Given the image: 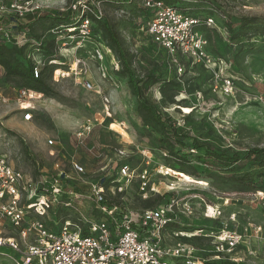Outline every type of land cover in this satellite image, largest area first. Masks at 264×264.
<instances>
[{"label":"rangeland","instance_id":"374dc122","mask_svg":"<svg viewBox=\"0 0 264 264\" xmlns=\"http://www.w3.org/2000/svg\"><path fill=\"white\" fill-rule=\"evenodd\" d=\"M13 1L0 0V38L21 44L23 34L13 17ZM74 1L24 0V5L67 9ZM143 1H116L111 5L100 2V7L103 18L117 29L124 46L135 54L133 72L143 79L146 96L164 117L190 135L187 141L196 138L221 151L238 152L239 160L231 165L214 158H207V163L193 160L187 169L197 173L194 175L170 168L169 163L176 164L178 159L162 151L157 134L144 126L128 78L124 73L117 74L110 56L104 62L114 76L113 83L98 73L96 63L89 61L94 89L87 90L81 82L84 78L72 73L56 81L53 72L49 78L55 90L53 96L36 93L34 97L21 98L19 81L7 80L0 66V156H6L35 183H42L59 171L75 178L78 195H71L73 207L61 203L52 206L53 211L48 210L42 217L50 225L65 218L77 220L80 214L89 219L104 217L90 197V183L104 176L117 177L121 162L129 163L137 172L147 169L156 189L148 198L140 194L139 178H135L123 186L122 192L106 190L107 199L137 212L157 206L166 201L167 196L161 198L162 195L172 193L168 198L179 201L176 219L182 224L180 229L197 231L193 240L198 255L211 260L218 233L242 231L249 223L262 224L264 228V199L249 185L250 181L264 185V168H259L254 159L243 157L250 148L264 147V0H170L190 14L214 18L211 26L199 25L197 33L208 41L209 53L221 59L222 66L236 79L237 87L229 94L213 89L214 77L200 62L183 57L185 69L178 73L168 52L147 34L145 21L150 9ZM3 15H10V20H3ZM51 22L38 18L33 24L34 32L43 33ZM60 29H51L50 33L57 35L55 57L62 70H69L76 57H90L93 46L102 41L91 39L78 50L74 43L63 47V42L71 39L68 31ZM32 53L41 68L50 65L49 54H40L37 49ZM152 71L171 82L161 89L162 83L154 84L148 79ZM105 96L111 101L110 115L105 110ZM26 111L32 113L29 120L25 119ZM88 127H92L90 131ZM79 131L87 132L80 138ZM50 139L54 144L49 143ZM176 147L186 152L182 145ZM72 159L84 165V174L72 171ZM38 189L44 192L39 186ZM185 203L190 205V213L186 209L183 212ZM209 209H213L212 213ZM2 230L4 235L18 236L9 219L3 220ZM263 243L264 229L259 237L244 238L234 254L242 258V264H264ZM0 264L15 263L11 256L0 255Z\"/></svg>","mask_w":264,"mask_h":264},{"label":"built area","instance_id":"2783aa9c","mask_svg":"<svg viewBox=\"0 0 264 264\" xmlns=\"http://www.w3.org/2000/svg\"><path fill=\"white\" fill-rule=\"evenodd\" d=\"M100 2L102 1L75 0L71 3L69 8L78 17L73 24L61 29L68 31L71 39L63 42V47L74 43L78 50L84 48L85 42L91 39L100 40L93 34L92 29L94 21L104 16ZM24 4V0H14L12 11L22 17L40 8H29ZM143 4L150 9L145 21L147 34L159 48L168 52L178 73L185 69L181 58L187 57L194 63H202L210 70L214 77L215 91L219 89L227 94L234 91L237 87L236 79L226 71L227 67L222 66L221 59L209 53L208 41L197 33V27L202 23L208 26L215 23L212 16L190 14L164 0H144ZM22 41L26 42L25 35H22ZM33 43L36 41L33 40ZM109 56L115 70L119 71L121 66L118 57L106 43L98 41L91 49L90 57H76L69 70L55 69L53 78L58 81L60 77L72 73L78 78H84L81 81L84 87L92 90L96 84L91 79V61L96 63L98 73L113 83L114 76L104 62ZM41 69L39 61H36V77ZM36 93L38 92L31 89H20L21 98L34 97ZM110 102V98L105 96V110L109 115ZM31 118L32 113L26 111L25 119ZM88 128L87 131H90L92 127ZM87 131H79L78 137L81 138ZM49 143L54 144V140L50 139ZM117 167L118 176L108 186L102 184L101 179L90 183V197L95 202L96 210L104 217L89 219L80 214L77 220L65 218L57 223L51 221L50 225L42 217L48 210L53 211L52 206L61 203L65 207H73L71 195H78L75 192V178L59 171L43 179L42 183H35L22 169L13 166L6 156H0V255L11 256L15 264H206L209 259L198 255V248L193 240L197 231L180 229L182 224L176 219L178 199L169 198L155 207L137 212L123 209L107 199L106 190L114 188V192H122L123 186L132 183L135 178H139V189L143 198H148L151 192L156 191L147 169L137 172L126 162H121ZM71 168L80 175L86 172L84 165L75 159L71 160ZM35 184L44 192L41 193L38 186L34 189ZM258 193V197L264 199V192ZM25 194L28 195L27 203L23 202ZM183 206V212H191L188 203ZM4 219L10 220L17 230V237L4 235ZM263 229L262 224L249 223L242 231L223 230L215 236V253L211 260L230 259L240 262L242 258L234 254V249L246 237L261 236ZM13 252L18 256L13 255Z\"/></svg>","mask_w":264,"mask_h":264},{"label":"trees","instance_id":"16d2710c","mask_svg":"<svg viewBox=\"0 0 264 264\" xmlns=\"http://www.w3.org/2000/svg\"><path fill=\"white\" fill-rule=\"evenodd\" d=\"M103 3L107 2H123L124 0H100ZM166 3H171L170 0H164ZM175 5V4H174ZM150 13V12H149ZM149 15V14H148ZM10 15H3L2 19L7 18L10 20ZM15 20H17V27L21 30V34L25 35L26 42L19 44L17 41L10 44L7 40L0 38V66L4 68V76L7 80H18L20 83V89H31L38 93L45 94L47 96H53L55 90L49 78L51 80L52 73L55 69L60 67V64L56 62V46H57V35L50 33L51 29L65 28L75 22L77 13L71 8L67 9H42L37 8L33 11L26 13L24 16H19L14 13ZM23 20H22V19ZM38 18H44L45 20H52L50 23L51 27L45 29L41 34H37L33 30V24ZM148 18V17H147ZM1 19V20H2ZM102 26V28H98ZM93 34L96 37L102 39L106 43L115 55L118 57L120 62V70L117 74L124 73L127 78L129 85L133 93L137 97V110L141 113L143 117L144 126L151 127L152 131L157 134V140L160 149L167 153L169 156H173L178 159V163H169L170 168L177 171H184L190 175L197 174L195 172H189V164L193 160L199 162L203 161L207 163V158H214L224 165H231L236 163L240 158V153L236 152L231 154L227 151H221L214 148L210 144H205L196 138L192 141H187L190 139V135L186 132H181L180 127L176 126L169 117H164L159 108L153 104L143 89V79L137 78L133 72L134 57L129 49L124 46L121 35L118 33L117 29L111 25V23L102 18L100 20H95L93 25ZM61 30V29H60ZM33 40L36 43H33ZM40 51V54H49L48 62L50 65L46 64L40 71L38 77L34 74V68L36 66V61L33 59L34 50ZM165 51V50H163ZM46 55V54H45ZM148 79L152 80L154 84L162 83L160 88L166 86L170 80L165 78L162 74H156L155 72H150L148 74ZM11 133L17 134L15 131L10 130ZM180 144L186 148V152L176 146ZM194 150V151H191ZM196 151V152H195ZM249 160L254 159V162L259 166V168H264V147H253L245 151L244 156ZM264 178V170L262 171ZM263 178H261L263 180ZM114 178L102 177L101 183L105 186L109 185L111 180ZM259 184V183H258ZM251 187H254L257 192H264V185H257L253 181L249 182ZM76 190H78L76 188ZM172 193L164 194L161 196L166 200L171 196ZM160 203V202H159ZM110 204H113V202ZM155 207V206H154ZM206 264H242L241 262L233 261L230 259H217L208 260Z\"/></svg>","mask_w":264,"mask_h":264},{"label":"bare ground","instance_id":"6f19581e","mask_svg":"<svg viewBox=\"0 0 264 264\" xmlns=\"http://www.w3.org/2000/svg\"><path fill=\"white\" fill-rule=\"evenodd\" d=\"M209 211H210V213H212V211H213V209L211 210V209H209ZM214 213V212H213Z\"/></svg>","mask_w":264,"mask_h":264},{"label":"crops","instance_id":"0c3cea01","mask_svg":"<svg viewBox=\"0 0 264 264\" xmlns=\"http://www.w3.org/2000/svg\"><path fill=\"white\" fill-rule=\"evenodd\" d=\"M200 257H202V256H200ZM204 258V257H203ZM205 259H207V258H205Z\"/></svg>","mask_w":264,"mask_h":264}]
</instances>
